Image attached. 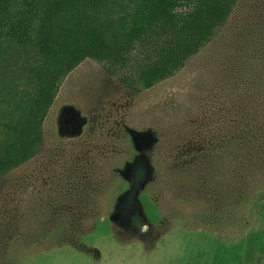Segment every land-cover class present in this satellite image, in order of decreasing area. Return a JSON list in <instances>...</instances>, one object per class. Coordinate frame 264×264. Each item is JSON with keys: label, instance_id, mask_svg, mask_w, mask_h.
Wrapping results in <instances>:
<instances>
[{"label": "rangeland", "instance_id": "obj_1", "mask_svg": "<svg viewBox=\"0 0 264 264\" xmlns=\"http://www.w3.org/2000/svg\"><path fill=\"white\" fill-rule=\"evenodd\" d=\"M0 264H264V0L151 90L74 69L0 179Z\"/></svg>", "mask_w": 264, "mask_h": 264}, {"label": "trees", "instance_id": "obj_2", "mask_svg": "<svg viewBox=\"0 0 264 264\" xmlns=\"http://www.w3.org/2000/svg\"><path fill=\"white\" fill-rule=\"evenodd\" d=\"M237 2L0 0V179L38 154L59 89L84 61L130 92L151 90L211 42Z\"/></svg>", "mask_w": 264, "mask_h": 264}]
</instances>
